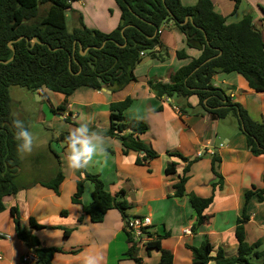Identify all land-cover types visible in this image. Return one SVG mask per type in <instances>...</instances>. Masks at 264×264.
<instances>
[{
  "label": "crops",
  "instance_id": "obj_1",
  "mask_svg": "<svg viewBox=\"0 0 264 264\" xmlns=\"http://www.w3.org/2000/svg\"><path fill=\"white\" fill-rule=\"evenodd\" d=\"M212 1L215 11L226 18L227 24L238 23L246 15L252 16L254 26L264 38V0H242L236 13L233 12V1ZM181 2L184 6H193L198 0ZM70 18L76 21L73 30L87 27L104 33L115 31L123 23L115 0L72 2L67 11V20ZM160 42L155 49L156 55L166 53L167 56L162 60L144 53L134 71L136 80L121 91L113 92L111 86L99 91L82 87L66 100L58 93L53 92L51 96V91L46 89L40 93L52 98L49 99L52 112L68 121L70 128L88 122L93 129L108 131L111 127L110 104L127 98L132 103L124 115L147 124V132L139 137L156 152L153 159L144 160L143 152L129 150L124 153L125 148L118 137L104 135L107 157L96 158L85 169L99 175L105 190L117 200L127 201L128 219L150 218L151 224L145 228V242H159L160 249L137 243L136 256L141 264H158L162 250L172 253L173 264H193L194 256L189 247L198 248L204 242L212 245L213 256L222 248L227 257H237V222L246 206V193L264 188V157L254 156L247 149L245 134L239 128L237 130L231 119L228 120L230 116L216 119L202 109L196 95L181 99L162 93L171 84L175 71L189 62L179 60L177 51L184 49L191 57H197L200 52L187 47L185 36L173 23L161 29ZM234 74L218 73L212 84L224 89L233 102L243 105L255 121L264 122V93L254 92L244 78ZM253 107L257 109L253 111ZM215 155L220 158V177L217 178L212 173ZM190 160L194 162L189 166ZM171 164L176 166L175 173L167 175L165 170ZM60 166L65 179L58 194L43 186L48 180L26 184L24 187L36 190L20 188L17 194L4 199L0 232L11 238L0 241V264H19L25 254L38 248L57 249L52 264H82V254L89 252L102 253L103 264H138L126 256L130 248L128 219L113 208L102 222H91L83 215L82 205L92 201L94 184L85 181L82 205L74 204L72 198L79 179L67 168L65 160ZM187 167L185 194L178 198L174 185ZM193 197H213V203L203 214V224L196 231L192 229L197 222L191 203ZM11 207L18 208L21 226L36 237L40 245L32 248L17 237ZM246 209L250 216L245 224L246 240L249 244L260 243L257 250L264 251V199L253 195ZM30 218L41 228L31 227ZM251 261L262 264L263 258L252 257Z\"/></svg>",
  "mask_w": 264,
  "mask_h": 264
},
{
  "label": "trees",
  "instance_id": "obj_2",
  "mask_svg": "<svg viewBox=\"0 0 264 264\" xmlns=\"http://www.w3.org/2000/svg\"><path fill=\"white\" fill-rule=\"evenodd\" d=\"M75 1L79 0H0V212L5 210L4 199L20 190L14 183L22 161L11 124L10 88L19 86L37 94L46 89L63 95L65 100L82 87L99 91L111 86L113 92L121 91L136 80L134 71L142 61V53L162 60L167 56L166 53L156 55L155 49L161 45V29L168 23H173L185 36L189 49L200 53L191 57L184 49L177 51L179 60L189 62L175 71L171 84L162 93L181 99L196 95L202 109L216 119H225L233 114L246 136L247 149L254 156L264 157V122L255 121L243 105L233 102L224 89L212 84L218 73H236L245 79L251 90L264 93V38L254 26L252 16L246 15L238 23L227 24L226 18L215 11L212 0H198L193 6H184L181 0H115L123 19L115 31L104 33L87 27L70 31L67 11ZM231 1L236 13L242 0ZM187 17L190 21L184 24ZM34 39L37 41L33 42ZM86 49L88 51L83 55ZM13 55L14 59L5 63ZM210 58L213 59L203 65ZM131 103L132 100L127 98L110 104L111 127L108 131L97 130L103 135L118 137L125 148L124 153L129 150L143 152L144 160L153 159L156 152L139 137L147 132V124L124 115ZM66 136L61 138L66 140ZM193 162L190 160L189 166ZM219 163L220 158L213 156L212 173L215 178L220 177ZM188 169L185 168L184 175L174 185L178 198L185 194ZM175 170V164H171L165 172L170 175ZM75 173L79 180L72 198L74 204L82 205L85 181L94 184L92 201L82 205L84 216L93 223H99L109 210L117 208L124 219H128L125 211L129 204L107 192L99 175L86 170ZM64 178L59 172L43 186L58 194ZM213 187L216 190L217 185ZM253 195L263 200L264 188L246 193V206L236 227L238 256L227 257L222 248L213 256L212 245L204 242L198 248L189 247L194 256L193 264H256L251 261L252 257L263 258L264 264V251L257 250L260 243L249 244L246 240L245 224L250 219L246 207ZM191 203L197 216L192 228L196 231L203 224V214L213 203V197H193ZM10 215L17 237L32 248L40 245L38 239L21 226L17 207L10 208ZM29 225L41 228L33 218H30ZM127 241L130 248L126 256L141 264L136 256L138 244L129 232ZM146 247L160 249V243L149 242ZM56 251L55 248L36 249L39 262L52 264ZM158 264H173L172 253L162 250Z\"/></svg>",
  "mask_w": 264,
  "mask_h": 264
},
{
  "label": "rangeland",
  "instance_id": "obj_3",
  "mask_svg": "<svg viewBox=\"0 0 264 264\" xmlns=\"http://www.w3.org/2000/svg\"><path fill=\"white\" fill-rule=\"evenodd\" d=\"M73 22L76 21L71 18L68 20L70 31L73 30ZM50 94L52 96L54 93L50 92ZM10 96L11 113L18 114V117L25 122L26 127L37 137L33 152L23 156V158L20 157L21 167L14 183L27 191L36 190L24 186L29 183L37 184L51 180L61 171L60 164L61 161L65 160L66 151V140H63L61 136L68 133L67 129H70V123L63 121L60 116H57L58 114L52 112V105L49 100H52L51 97H43L41 93L38 95L19 86L10 88ZM252 109L254 111L257 107ZM229 116L228 120L231 119L238 130L237 118L233 114ZM64 197L67 198L66 191Z\"/></svg>",
  "mask_w": 264,
  "mask_h": 264
},
{
  "label": "clouds",
  "instance_id": "obj_4",
  "mask_svg": "<svg viewBox=\"0 0 264 264\" xmlns=\"http://www.w3.org/2000/svg\"><path fill=\"white\" fill-rule=\"evenodd\" d=\"M11 121L15 129L14 139L17 142V153L21 158L31 154L36 146L37 137L26 127L25 122L13 113ZM107 148L103 133L89 126L88 122H80L70 128L66 136V151L64 159L66 166L73 172L83 171L91 166L96 158H106ZM102 253L82 254V264H103Z\"/></svg>",
  "mask_w": 264,
  "mask_h": 264
},
{
  "label": "built area",
  "instance_id": "obj_5",
  "mask_svg": "<svg viewBox=\"0 0 264 264\" xmlns=\"http://www.w3.org/2000/svg\"><path fill=\"white\" fill-rule=\"evenodd\" d=\"M141 55H144L143 53ZM151 224V220L148 217L144 218H132L127 220V230L131 234L133 240L139 244H145L147 239L145 228ZM11 237L6 233L0 232V241L9 240ZM147 244V243H146ZM19 264H41L39 262L38 254L36 249L29 251L21 258Z\"/></svg>",
  "mask_w": 264,
  "mask_h": 264
},
{
  "label": "water",
  "instance_id": "obj_6",
  "mask_svg": "<svg viewBox=\"0 0 264 264\" xmlns=\"http://www.w3.org/2000/svg\"><path fill=\"white\" fill-rule=\"evenodd\" d=\"M189 21H190V17H187V18L185 19V21H184V24H187ZM123 33H124V29L122 30V34H123ZM22 38H23V37H21V38H19V39H22ZM36 41H37V40L34 39L33 42H36ZM87 51H88V49H86L82 54L85 55V54L87 53ZM13 52L15 53L14 49H13ZM13 59H14V55H13V57H12L9 61H7V62H5V63H9V62L12 61ZM212 59H213V58L208 59L206 62L203 63V65L206 64V63H208V62H210ZM0 62H1V61H0ZM38 95H39V94H38Z\"/></svg>",
  "mask_w": 264,
  "mask_h": 264
}]
</instances>
